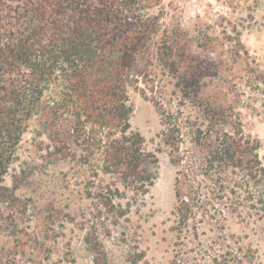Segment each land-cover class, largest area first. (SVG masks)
I'll use <instances>...</instances> for the list:
<instances>
[{
	"label": "trees",
	"instance_id": "obj_1",
	"mask_svg": "<svg viewBox=\"0 0 264 264\" xmlns=\"http://www.w3.org/2000/svg\"><path fill=\"white\" fill-rule=\"evenodd\" d=\"M160 2L0 0V197L12 198L25 178L23 167L13 175L12 188L4 184L15 148L35 117L38 134L51 142L53 160L88 167L100 177L99 183H88V195L123 215L115 198L124 189L147 192L159 163L157 153L145 148L144 136L132 129L129 89L142 81L154 85L150 76L161 71L173 79L180 106L189 103L198 112L193 121L182 109L170 112L155 100L163 122L161 143L174 164H183L175 178L180 222L187 223L196 208L192 177L199 174L217 196L226 184L239 186L232 175L240 172L251 196L252 184L260 188L254 204L260 202L257 209L264 213L261 142L244 133L233 109L204 101L202 80L217 76L219 67L191 49L187 31L149 12ZM249 82L264 90V68ZM96 244L91 246L95 264H108L104 247Z\"/></svg>",
	"mask_w": 264,
	"mask_h": 264
},
{
	"label": "rangeland",
	"instance_id": "obj_2",
	"mask_svg": "<svg viewBox=\"0 0 264 264\" xmlns=\"http://www.w3.org/2000/svg\"><path fill=\"white\" fill-rule=\"evenodd\" d=\"M149 12L187 31L191 49L216 62L219 74L202 80L201 96L239 114L244 133L260 140L264 163V90L249 82L264 68V0H161ZM150 77L154 85L142 81L129 89V99L132 129L159 159L153 185L143 194L122 189L115 200L124 214L116 216L88 195V183L100 177L73 161L53 160L51 142L38 134V118L32 117L4 184L12 188L23 167L25 178L12 198L0 197V264H95L96 243L108 264H264V213L257 209L260 202L254 204L260 188L252 184V198L240 172L232 175L239 186L226 184L217 196L209 180L193 175L196 208L187 223L180 222L175 178L183 164H174L161 143L155 100L167 111L182 109L193 121L198 112L189 103L180 106L170 76L160 71Z\"/></svg>",
	"mask_w": 264,
	"mask_h": 264
}]
</instances>
